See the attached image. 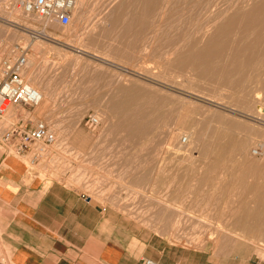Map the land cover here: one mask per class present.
<instances>
[{"label":"rangeland","instance_id":"rangeland-1","mask_svg":"<svg viewBox=\"0 0 264 264\" xmlns=\"http://www.w3.org/2000/svg\"><path fill=\"white\" fill-rule=\"evenodd\" d=\"M178 1L84 0L70 24L60 27L25 16L21 0H0V61L12 46L25 48L22 77L45 101L9 106L3 116L10 108L11 121L0 119V136L26 122H43L55 136L40 154L34 148L15 155L0 141V185L9 179L5 171L21 176L16 189L58 184L111 209L141 237L264 262V246L257 243L264 241L258 237L264 212L251 210L264 184V107L255 109L264 106V95L254 98L256 91L264 94V48L250 52L262 61L242 79L233 75L229 88L200 76L194 62L176 60L201 54L190 53L189 45L208 38V26L224 14L256 5L264 13V0H184L191 9L210 5H195L202 10L194 7L191 15ZM234 33L229 41L238 45ZM125 104L133 108L125 111ZM90 117L99 118L94 129L86 125Z\"/></svg>","mask_w":264,"mask_h":264},{"label":"crops","instance_id":"crops-1","mask_svg":"<svg viewBox=\"0 0 264 264\" xmlns=\"http://www.w3.org/2000/svg\"><path fill=\"white\" fill-rule=\"evenodd\" d=\"M0 185V262L3 264H264L244 254L190 250L167 237H141L114 211L52 184L16 189L5 171Z\"/></svg>","mask_w":264,"mask_h":264},{"label":"bare ground","instance_id":"bare-ground-1","mask_svg":"<svg viewBox=\"0 0 264 264\" xmlns=\"http://www.w3.org/2000/svg\"><path fill=\"white\" fill-rule=\"evenodd\" d=\"M13 1H15V0H13ZM18 1V0H17ZM21 1H23V0H21ZM145 1V0H144ZM164 1H166V0H164ZM169 1H172L173 2V0H168V2H167V4L169 3ZM176 1H178V0H176ZM193 1V0H192ZM200 3H201V1L203 2L204 0H198ZM197 1V3H199ZM212 1H214V0H212ZM212 1H211V3H212ZM231 0H229V2H230ZM237 1L238 0H236L234 3H236L237 4ZM239 1H241V0H239ZM245 1V0H244ZM256 1V0H255ZM158 2V1H157ZM178 2H181V0H179ZM183 2H184V6L182 7V8H184V9H182V11L181 12H183L184 10H185V8H189V6L187 7H185V4L187 3V2H185L184 0H183ZM196 1H193V3H195ZM228 2V3H229ZM251 2V1H250ZM84 4V0H75V9H74V12H73V15H72V18H74V16H75V13L77 12V8H78V6L79 5H81V4ZM149 3V2H148ZM154 3V2H153ZM165 3V2H164ZM189 3H191L190 1H189ZM199 3V4H200ZM206 3V2H205ZM204 3V4H205ZM209 3V2H208ZM210 3V4H211ZM214 3V2H213ZM242 3V2H241ZM79 4V5H78ZM146 4V3H145ZM188 4V3H187ZM199 4H189V5H194V7L192 6V9H191V7L189 8V9H191V10H189V9H186L187 10V12H188V10H189V12H188V14L190 13V15H191V12L190 11H193L194 9H196V7H198V6H195V5H199ZM203 4V5H204ZM207 4V3H206ZM205 4V5H206ZM236 4H234V6H233V8H235L237 5ZM147 5V4H146ZM155 5V4H154ZM202 4H200V6H201ZM202 5V8L204 7ZM208 6H210L209 4H207ZM206 5V6H207ZM212 5V4H211ZM236 5V6H235ZM82 6V5H81ZM143 6H144V4H143ZM172 6V5H171ZM227 6H229V5H227ZM84 7V5L82 6V8ZM145 7V6H144ZM179 7V6H178ZM213 7V6H212ZM79 8H81V7H79ZM194 8V9H193ZM199 8V7H198ZM197 8V9H198ZM202 8L200 9L199 8V10H202ZM211 8V7H210ZM172 9H173V6H172ZM196 9V11L195 12H197L198 10ZM205 9H206V7H205ZM17 10H18V7H17ZM79 10H81V9H79ZM203 10H204V8H203ZM18 11H21V10H18ZM178 11V10H177ZM206 11H207V9H206ZM211 11H212V9H211ZM210 11V12H211ZM213 11H214V9H213ZM226 11V10H225ZM233 11V10H232ZM194 12V13H195ZM199 12V11H198ZM197 12V13H198ZM203 12V11H202ZM79 13H81V12H79ZM197 13H196V15H197ZM204 13V12H203ZM208 13V12H207ZM215 15H216V12H213ZM213 13H210V14H213ZM217 13H218V11H217ZM225 13V12H224ZM180 14V16L179 17H181V13H179ZM186 14V12H184V14L182 15V17L184 16ZM188 14H186V16H188ZM82 15V14H81ZM145 15H146V13H145ZM144 15V16H145ZM189 15V16H190ZM199 15V14H198ZM197 15V16H198ZM217 15H219V13L217 14ZM78 16V15H77ZM188 16V17H189ZM223 16V15H222ZM221 16V17H222ZM76 17V16H75ZM82 17H83V15H82ZM82 17H81V19H82ZM194 17H195V15H194ZM214 16H209V19L211 18H213ZM217 17V16H216ZM215 17V18H216ZM224 17H225V19H224ZM224 17H223V19L222 18H218L217 17V19L218 20H220L221 22H219L218 20V22H216V23H214L215 22V20H214V24L215 25H212L211 27L210 26H208L209 27V30L208 29H206L205 28V30H208V38H206L204 41H202V40H195L194 42H192L190 45H189V49H190V53H192V52H194L195 50H202L203 52L201 53V54H198V55H194V56H192V55H188V54H184V55H180V56H178L177 57V61L178 62H186V61H188V60H190L191 62H194L196 65H199V67H200V71H201V73H200V76H202V77H205V78H208V79H214L216 82H215V84L217 83L219 86H222V87H227V88H229L230 87V85H233V82L234 81H232L230 78L234 75V77H236V78H240L241 76V79L244 77V75L243 74H245V71L246 70H248L251 66H253L254 64L256 65V66H258V64H256V63H258L257 61L259 60V61H262L260 58H261V56H258L259 55V53L261 52V50L264 48V13H262L261 12V7H260V5L258 6V5H256V6H254L253 8H251L249 11H246V12H244V11H240V10H238L237 12H234L233 14H230V15H228V16H226L225 14H224ZM79 18V17H78ZM185 18V17H184ZM183 18V19H184ZM190 18V17H189ZM12 19V18H11ZM180 19V18H179ZM182 19V18H181ZM203 19V18H202ZM214 19V18H213ZM8 20V19H7ZM38 20V19H37ZM72 20V19H71ZM79 20V19H78ZM185 20V19H184ZM188 20V19H187ZM192 20V19H191ZM207 20V19H206ZM10 21V20H9ZM193 21V20H192ZM213 21V20H212ZM8 22V21H7ZM179 22H180V20H179ZM187 22H190V20H188ZM186 22V23H187ZM10 23V22H9ZM13 23V22H12ZM14 24V23H13ZM188 24V23H187ZM191 25V24H190ZM204 25V24H203ZM208 25H210V24H208ZM201 26V25H200ZM196 27V26H195ZM204 27V26H203ZM207 27V28H208ZM31 28V27H30ZM94 28V27H93ZM196 30V29H195ZM204 32V31H203ZM232 32H235L234 34H236V35H234L235 37H237L236 39H238V41H239V43H238V45H235L234 44V42L233 43H231L230 41H229V37H231V35H232ZM40 34H42V33H40ZM196 34V33H195ZM204 34V33H203ZM36 35V34H35ZM34 36V35H33ZM44 36V35H43ZM85 36H87V35H85ZM185 36V35H184ZM89 37V36H88ZM124 37V36H123ZM48 38V37H47ZM95 38V37H94ZM234 38V37H233ZM235 39V40H236ZM56 40V39H55ZM90 41V40H89ZM201 42H202V44H201ZM81 44V43H80ZM92 44V43H91ZM40 45V44H39ZM38 45V46H39ZM37 46V47H38ZM43 46V45H42ZM45 46V45H44ZM67 46H68V44H67ZM72 45H70V46H68V47H71ZM34 47V46H33ZM74 47V46H73ZM81 47H82V45H81ZM35 48V47H34ZM41 48V47H40ZM40 48H38V49H40ZM45 48V47H44ZM235 50V51H237L238 49H239V51H238V54L234 51V53L232 54V56L230 55L231 53V51L232 50ZM36 50V49H35ZM69 50V49H68ZM194 50V51H193ZM264 50V49H263ZM251 51H256L257 52V56L258 57H260V58H258V60H255L253 57H257L256 55H252L250 52ZM80 52V51H79ZM90 52V51H89ZM75 53V52H74ZM87 54V53H86ZM94 55V54H93ZM96 55V54H95ZM103 55V54H102ZM105 55V54H104ZM224 55V56H223ZM59 56V55H58ZM61 56V55H60ZM91 56V55H90ZM98 56V55H97ZM106 56V55H105ZM231 57H234V59H233V64H232V62H231ZM102 58H104V57H102ZM106 58H109L108 56L107 57H105L103 60H106ZM238 58V59H237ZM77 59V58H76ZM75 59V60H76ZM97 60V59H96ZM108 60V59H107ZM254 61L256 62V63H254ZM100 62H102V61H100ZM106 63V62H105ZM260 64H261V62H259ZM28 64V63H27ZM103 64V63H102ZM254 65V66H255ZM255 66V67H256ZM260 66V65H259ZM251 68H254V67H251ZM258 70V69H257ZM232 71H233V73H232ZM262 71V70H261ZM251 72V71H250ZM254 74V73H253ZM255 75V74H254ZM253 75V76H254ZM260 75V74H259ZM250 76V75H249ZM262 76V75H261ZM150 78V77H149ZM257 78V77H256ZM260 78V77H259ZM29 79V78H28ZM248 79H249V77H248ZM254 79V78H253ZM262 79V78H261ZM245 80V79H244ZM147 81V80H146ZM152 81V80H151ZM211 82V81H210ZM236 82V81H235ZM244 82V81H243ZM250 82V81H249ZM248 84V83H247ZM218 85H216V86H218ZM236 85H238L237 83L235 84L234 83V87H238V86H236ZM241 85V84H240ZM242 85H243V83H242ZM247 86V85H246ZM249 86V85H248ZM213 87V86H212ZM215 87V86H214ZM242 87H244V86H242ZM242 87H240V88H242ZM215 88H217V87H215ZM247 88V87H246ZM257 88V87H256ZM219 89H220V87H219ZM222 89V88H221ZM231 89V88H230ZM245 89V88H244ZM249 89V88H248ZM247 89V90H248ZM261 90V89H260ZM203 91V90H202ZM205 91V90H204ZM216 90L215 89H213V92H215ZM217 91H218V89H217ZM220 91V90H219ZM218 91V92H219ZM225 91V90H224ZM228 91V90H227ZM243 91V90H242ZM38 92H39V94H40V96H41V98H42V95H41V93H40V91L38 90ZM217 92V93H218ZM221 92H222V90H221ZM225 93V92H224ZM254 93H256L255 94V97L254 98H256V100L259 98V96L260 95H264L263 93H261L260 94V92L258 91H256V92H254ZM214 94H216V93H214ZM219 94V93H218ZM218 94H216V95H218ZM250 94V93H249ZM45 95V94H44ZM220 95V94H219ZM222 95V94H221ZM223 96V95H222ZM254 96V95H253ZM213 97V96H212ZM221 98H223V97H221ZM227 98V97H226ZM43 99V98H42ZM264 99V98H263ZM218 100H219V98H218ZM225 100V99H224ZM248 100V99H247ZM256 100H254V102L256 101ZM260 100V99H259ZM42 101H44V100H42ZM45 102V101H44ZM123 102V101H122ZM213 102V101H212ZM230 102V101H229ZM234 102V101H233ZM257 102V101H256ZM216 103V107H219L220 105H222L221 103L220 104H218L219 103V101H218V103H217V101L215 102ZM259 104H260V102H259ZM45 105V104H44ZM218 105V106H217ZM262 105H264V104H262ZM122 107V106H121ZM244 107V106H243ZM255 107V106H254ZM261 107H264V106H258L257 108L255 107V109H257V110H259ZM131 108H133L132 107V105L130 104V105H127V104H125L124 106H123V110H125V111H128L129 109H131ZM136 108V107H135ZM246 108H248V107H246ZM134 110V109H133ZM9 111H11V109L9 108L8 109V111L5 113V115L4 116H2L1 118H2V120H3V118H5V123H8V121H11V117H12V114H11V112H9ZM249 111V110H248ZM256 111V110H255ZM249 112H251V111H249ZM127 113V112H126ZM127 114H129V113H127ZM253 114V113H252ZM257 115L259 116V115H261V112H260V114L259 113H257ZM263 115V114H262ZM180 116V115H179ZM126 117V116H125ZM140 117V116H139ZM142 117V116H141ZM261 117H263V116H261ZM129 118V117H128ZM136 118V117H135ZM143 118V117H142ZM10 119V120H9ZM99 119V118H98ZM133 119V118H132ZM131 119V120H132ZM137 119V118H136ZM158 119V118H157ZM261 119V118H260ZM1 120V121H2ZM144 120V119H143ZM257 120V119H256ZM141 121V120H140ZM148 121V120H147ZM147 121H145V123L147 122ZM259 121H263L264 122V117H263V120L261 119V120H259ZM3 122V121H2ZM132 122H135V119H134V121H132ZM181 122V121H180ZM5 123H3L4 124V126L6 125ZM148 123V122H147ZM157 123V122H156ZM197 123H198V121H197ZM151 124V123H150ZM155 124V123H154ZM153 124V125H154ZM1 125H2V123H1ZM8 125V124H7ZM152 125V126H153ZM145 126H146V124H145ZM1 127H3V126H1ZM156 127H157V125H156ZM5 128V127H4ZM147 128V127H146ZM208 128V127H207ZM142 129H143V127H142ZM250 129V128H249ZM144 130V129H143ZM155 130V129H154ZM137 131H139L140 132V130H137ZM136 131V132H137ZM251 131H252V128H251ZM139 132H137V133H139ZM254 132V131H253ZM170 133V132H169ZM140 134V133H139ZM165 134V133H164ZM200 134V133H199ZM202 134V133H201ZM200 134V135H201ZM155 135V134H154ZM203 137V136H202ZM176 138V137H175ZM263 139V138H262ZM210 140V139H209ZM192 142V141H191ZM248 143V142H247ZM194 144V143H193ZM197 144H199V143H197ZM192 145V144H191ZM195 145V144H194ZM247 146V145H246ZM263 147H264V145H262ZM175 147V146H174ZM173 147V148H174ZM201 147V146H200ZM209 148V147H208ZM192 149V148H191ZM200 149V148H199ZM174 150V149H173ZM211 150H212V148H211ZM260 150H262V149H260ZM254 152V151H253ZM256 152V151H255ZM180 153V152H179ZM183 154H186V153H183ZM242 155V154H241ZM191 157V156H190ZM193 157V156H192ZM160 167V166H159ZM158 166H157V169L159 168ZM162 171V170H161ZM159 172H160V170H159ZM21 175V174H20ZM137 176H138V174H137ZM141 178V177H140ZM139 178V179H140ZM155 178H156V176H155ZM137 179H138V177H137ZM129 185V184H128ZM259 186H261V191L258 193V197H259V200H254L253 201V209H251V210H254V209H258L260 212H264V184L263 185H259ZM135 187V186H134ZM129 191V190H128ZM133 192V191H132ZM134 193V192H133ZM135 197V196H134ZM109 199V198H108ZM112 199V198H111ZM112 201V200H111ZM243 210V209H242ZM241 210V211H242ZM256 211V210H255ZM127 215H128V213H127ZM233 215H234V213H233ZM234 217V216H233ZM255 217V216H254ZM254 217L253 216H249L248 217V220H253L254 219ZM164 226V225H163ZM230 231V230H229ZM234 232V231H233ZM258 237H262V239L264 238V232L263 231H261V233H260V235L258 236ZM184 238V237H183ZM243 239V238H242ZM241 239V240H242ZM175 240V239H174ZM208 240V239H207ZM213 240H215V239H213ZM199 241V240H198ZM184 242V241H183ZM209 242V241H208ZM219 242V241H218ZM247 242V241H246ZM246 242L244 243V244H246ZM211 243V242H210ZM213 243V242H212ZM215 243H216V241H215ZM220 243V242H219ZM222 243V242H221ZM227 243V242H226ZM241 243V242H240ZM257 243H259L260 245L262 244L263 246H264V241H258ZM201 244V243H200ZM214 244V243H213ZM243 244V243H242ZM227 245H229L228 243H227ZM257 245V244H256ZM255 245V246H256ZM202 246V245H201ZM247 246V245H246ZM233 247V246H232ZM258 247H259V245H258ZM257 247V248H258ZM215 248H217V246L215 247ZM244 248V247H243ZM262 248V247H261ZM224 249V248H223ZM263 249H264V247H263ZM225 250H226V248H225ZM229 250V249H228ZM261 251V250H260ZM259 250H257L256 252L259 254V255H261V254H263L262 252H260ZM219 252V251H218ZM223 252V251H222ZM255 252V251H254ZM217 253V252H216ZM220 253V252H219ZM259 257V256H258ZM261 257H264L263 255L261 256ZM264 259V258H263Z\"/></svg>","mask_w":264,"mask_h":264},{"label":"built area","instance_id":"built-area-1","mask_svg":"<svg viewBox=\"0 0 264 264\" xmlns=\"http://www.w3.org/2000/svg\"><path fill=\"white\" fill-rule=\"evenodd\" d=\"M19 7L25 16L67 27L75 9V0H24L20 2ZM26 55L25 48L14 45L9 49L8 55L0 61V119L9 106L36 107L42 100L39 92L22 77L27 64ZM98 124L99 119L96 117L87 119L88 128L94 129ZM0 141L15 155H24L34 148L40 154L42 147L55 141V136L43 122H26L9 127L0 136ZM181 143L184 144L185 141L182 140ZM141 264L156 263L142 260Z\"/></svg>","mask_w":264,"mask_h":264}]
</instances>
